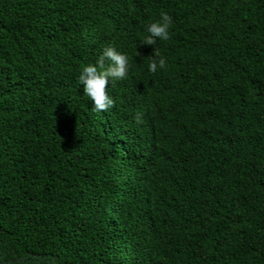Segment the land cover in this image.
<instances>
[{"label": "trees", "instance_id": "16d2710c", "mask_svg": "<svg viewBox=\"0 0 264 264\" xmlns=\"http://www.w3.org/2000/svg\"><path fill=\"white\" fill-rule=\"evenodd\" d=\"M106 46L129 71L97 112L79 73ZM34 253L264 264V0H0V262Z\"/></svg>", "mask_w": 264, "mask_h": 264}, {"label": "clouds", "instance_id": "9594fccd", "mask_svg": "<svg viewBox=\"0 0 264 264\" xmlns=\"http://www.w3.org/2000/svg\"><path fill=\"white\" fill-rule=\"evenodd\" d=\"M173 18L165 11H161L158 18L151 19L145 30L142 43L154 45L152 59L148 62L147 70L150 73L166 67V58L155 48L157 40L167 41L170 38V28ZM105 60L110 61L105 67ZM130 57L127 53L115 47L103 48L95 63L84 64L79 73V82L83 86V93L92 102V107L97 112L107 111L114 105V99L106 91V86L111 81L126 78L129 71ZM2 264V262H0Z\"/></svg>", "mask_w": 264, "mask_h": 264}, {"label": "flooded vegetation", "instance_id": "af4514ba", "mask_svg": "<svg viewBox=\"0 0 264 264\" xmlns=\"http://www.w3.org/2000/svg\"><path fill=\"white\" fill-rule=\"evenodd\" d=\"M3 256V255H1ZM17 263H23L21 259H17ZM11 261L5 260L2 262V264L10 263ZM23 264H58L55 256L51 254H43V253H34L30 256L28 261H25Z\"/></svg>", "mask_w": 264, "mask_h": 264}]
</instances>
